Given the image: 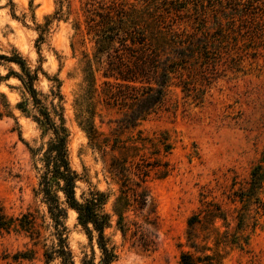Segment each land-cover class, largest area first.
<instances>
[{
	"label": "rangeland",
	"instance_id": "374dc122",
	"mask_svg": "<svg viewBox=\"0 0 264 264\" xmlns=\"http://www.w3.org/2000/svg\"><path fill=\"white\" fill-rule=\"evenodd\" d=\"M88 1L0 0V54H17L31 73L36 72L34 87L56 124L58 114L63 113L70 164L80 177L77 195L88 187L116 189L106 176L103 159L108 156L88 145L75 105L84 86V54L92 50L84 32ZM221 1L222 6L216 1L215 5L223 7L225 34L220 50L212 53L216 66L203 76L201 71H193L194 77L187 79L190 89L174 79L161 108L137 127L144 135L163 133L171 143L170 152L163 157L169 174L164 178L151 174L146 182L156 211L153 231L157 237L151 236L152 249L144 251L131 240H123L113 223L105 229L118 254L111 264H176L179 244L185 242L186 219L203 197L223 205L230 229L238 211L246 218L242 234L247 242L243 248L231 250L225 264H264V180L256 198L248 203L238 196L248 187L254 166L260 165L264 172V0ZM208 26L214 28L210 22ZM13 72L23 73L17 63L0 60V208L7 216L15 217L27 208L38 209L41 215L46 207L34 196L40 154L32 155L31 150L45 148L52 133L38 123L33 99ZM101 83L98 74V91ZM57 92L61 98L54 94ZM94 104L95 125L108 134L121 110L97 101V96ZM65 225L75 263L80 264L85 254L91 256L92 250L97 262V245L88 241L76 222V213L68 210ZM0 264L59 262L46 263L40 244L32 245L23 233L2 231Z\"/></svg>",
	"mask_w": 264,
	"mask_h": 264
},
{
	"label": "trees",
	"instance_id": "16d2710c",
	"mask_svg": "<svg viewBox=\"0 0 264 264\" xmlns=\"http://www.w3.org/2000/svg\"><path fill=\"white\" fill-rule=\"evenodd\" d=\"M58 1L62 4L63 0ZM215 1L223 5L221 0L86 2L84 32L92 42V50L84 54L81 69L84 86L75 104L77 118L88 145L103 157L108 156L103 162L106 176L116 185L115 190L88 187L76 194L80 177L70 164L63 113L58 114L56 124L41 105L34 87L36 72L31 73L19 55L0 54V60L13 61L20 66L23 73H13L33 99L39 114L38 123L47 126L52 133L45 148L42 145L31 150L32 155L40 154L41 167L34 196L45 205L44 213L39 215L38 209L27 208L13 217L0 208V232H21L32 245L40 244L46 263L58 260L59 264H76L65 225L68 210H73L77 224L91 245L95 241L100 253L95 262L92 250L91 256L85 254L80 264H111L117 259L116 246L105 234V229L113 223L123 240H131L144 251L152 249L153 238L157 237L153 231L156 211L146 182L151 174L155 178L169 174L168 162L163 157L170 152L171 143L163 133L144 135L137 127L161 108L174 79L190 89L191 82L187 79L194 77L193 71L199 70L203 76L205 70L216 66L212 53L222 47L225 25L221 16H226L223 7L218 9ZM209 22L214 28L208 26ZM75 29L79 30V24ZM98 74L102 77L99 91ZM56 86L59 87V83ZM54 94L60 96L59 92ZM95 96L97 101L121 110V116L115 119V126L108 134L95 125ZM124 132L129 135L124 137ZM263 180L261 166H254L248 187L238 194L239 200L248 203L256 198V190ZM230 202L234 203L235 199L230 198ZM232 219L235 224L230 229L228 212L223 205L203 197L186 219L185 242L179 244L176 264H225L229 252L243 248L247 242L242 234L246 226L244 212L238 211ZM42 231L48 234L43 235Z\"/></svg>",
	"mask_w": 264,
	"mask_h": 264
},
{
	"label": "bare ground",
	"instance_id": "6f19581e",
	"mask_svg": "<svg viewBox=\"0 0 264 264\" xmlns=\"http://www.w3.org/2000/svg\"><path fill=\"white\" fill-rule=\"evenodd\" d=\"M71 211L75 214V212L73 210H71Z\"/></svg>",
	"mask_w": 264,
	"mask_h": 264
}]
</instances>
